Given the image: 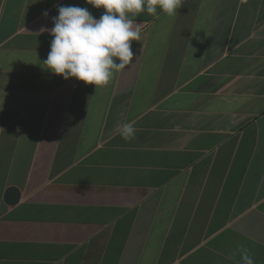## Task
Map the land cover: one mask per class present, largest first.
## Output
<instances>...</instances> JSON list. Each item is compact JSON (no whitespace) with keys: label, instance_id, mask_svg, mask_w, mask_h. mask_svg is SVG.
I'll return each instance as SVG.
<instances>
[{"label":"crops","instance_id":"0c3cea01","mask_svg":"<svg viewBox=\"0 0 264 264\" xmlns=\"http://www.w3.org/2000/svg\"><path fill=\"white\" fill-rule=\"evenodd\" d=\"M60 5L103 12L0 0V264H264V0L141 12L97 88L44 68Z\"/></svg>","mask_w":264,"mask_h":264},{"label":"clouds","instance_id":"9594fccd","mask_svg":"<svg viewBox=\"0 0 264 264\" xmlns=\"http://www.w3.org/2000/svg\"><path fill=\"white\" fill-rule=\"evenodd\" d=\"M96 9H103L99 18L86 7L57 6V15L51 17L53 27L43 29L52 37L45 69L63 79L75 78L85 85L106 86L115 72L124 69L133 60L132 41H140V27L133 18L141 12L157 14L159 7L168 16L177 14L182 0H85ZM44 17L49 14L42 13ZM3 102L0 103L2 110ZM125 140L135 135L132 123L119 129ZM247 264H253L245 256Z\"/></svg>","mask_w":264,"mask_h":264},{"label":"water","instance_id":"95a60500","mask_svg":"<svg viewBox=\"0 0 264 264\" xmlns=\"http://www.w3.org/2000/svg\"><path fill=\"white\" fill-rule=\"evenodd\" d=\"M20 198V190L16 187H9L6 191L5 195V201L8 204H14L16 203Z\"/></svg>","mask_w":264,"mask_h":264}]
</instances>
